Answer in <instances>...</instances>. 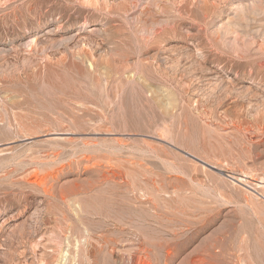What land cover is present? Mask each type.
Masks as SVG:
<instances>
[{"label": "rangeland", "instance_id": "374dc122", "mask_svg": "<svg viewBox=\"0 0 264 264\" xmlns=\"http://www.w3.org/2000/svg\"><path fill=\"white\" fill-rule=\"evenodd\" d=\"M0 264H264V0H0Z\"/></svg>", "mask_w": 264, "mask_h": 264}, {"label": "bare ground", "instance_id": "6f19581e", "mask_svg": "<svg viewBox=\"0 0 264 264\" xmlns=\"http://www.w3.org/2000/svg\"><path fill=\"white\" fill-rule=\"evenodd\" d=\"M138 228V227H137ZM134 231V230H133ZM145 233V232H144ZM85 249V248H84ZM85 251V250H84ZM88 251H94L93 249L91 250V249H89ZM65 254V253H64ZM91 254H93V253H91ZM93 259V258H92Z\"/></svg>", "mask_w": 264, "mask_h": 264}]
</instances>
